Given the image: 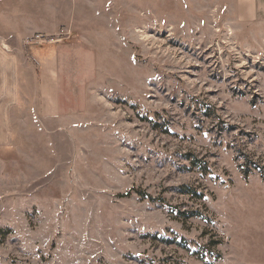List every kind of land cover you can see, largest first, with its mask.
<instances>
[{
    "label": "rangeland",
    "instance_id": "obj_1",
    "mask_svg": "<svg viewBox=\"0 0 264 264\" xmlns=\"http://www.w3.org/2000/svg\"><path fill=\"white\" fill-rule=\"evenodd\" d=\"M7 1L33 33L0 41V264H264V24Z\"/></svg>",
    "mask_w": 264,
    "mask_h": 264
},
{
    "label": "crops",
    "instance_id": "obj_2",
    "mask_svg": "<svg viewBox=\"0 0 264 264\" xmlns=\"http://www.w3.org/2000/svg\"><path fill=\"white\" fill-rule=\"evenodd\" d=\"M18 3H23V1L26 2V0H14ZM5 2H8L7 0H0V41H4L8 38H22L28 36V34L31 35L33 33V30L31 31H22L17 32L18 30L15 29L14 23H16L17 19V10H9L4 12L3 4ZM233 12L235 14V18L241 21H258V23L264 24V0H234L233 3ZM257 23V22H256ZM33 25V24H32ZM9 31V32H8ZM8 32V33H6ZM29 35V36H30ZM6 45V44H5ZM7 46H3L6 50ZM9 48V46H8ZM46 59H42V65L47 71H43V76L46 78V82L50 83L52 82V76L54 74V71L56 70L52 69V58L45 57ZM44 63V64H43ZM45 65V66H44Z\"/></svg>",
    "mask_w": 264,
    "mask_h": 264
}]
</instances>
